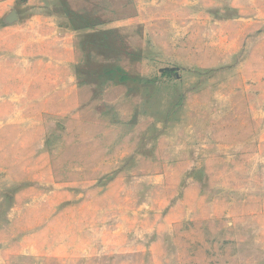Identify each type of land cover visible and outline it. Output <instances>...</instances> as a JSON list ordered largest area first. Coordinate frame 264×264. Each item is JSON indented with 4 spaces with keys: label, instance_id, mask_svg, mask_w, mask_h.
<instances>
[{
    "label": "rangeland",
    "instance_id": "374dc122",
    "mask_svg": "<svg viewBox=\"0 0 264 264\" xmlns=\"http://www.w3.org/2000/svg\"><path fill=\"white\" fill-rule=\"evenodd\" d=\"M0 264H264V0H0Z\"/></svg>",
    "mask_w": 264,
    "mask_h": 264
}]
</instances>
